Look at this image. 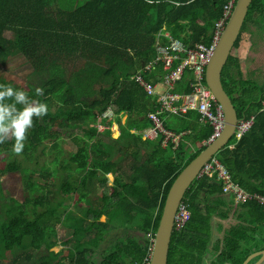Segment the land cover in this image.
<instances>
[{"label":"trees","instance_id":"trees-1","mask_svg":"<svg viewBox=\"0 0 264 264\" xmlns=\"http://www.w3.org/2000/svg\"><path fill=\"white\" fill-rule=\"evenodd\" d=\"M225 3L226 0H0V67L22 57L32 75L44 77L38 87L22 90L48 106L46 115L32 118L33 126L26 133L21 153L14 152L11 137L0 143V163L6 162L0 174L23 171L28 193L23 202L7 198L0 217V257L7 252L32 250L41 253L37 264H96L95 252L116 233L120 235L116 243L97 264L144 263L151 244L148 235L154 237L156 233L172 183L206 147L200 145L187 154L181 139L201 144L211 129L199 124L196 113L189 112L176 117L182 129L163 120L166 130L180 135L177 145L169 141L163 146L162 136L143 139L142 133L151 126L147 115L155 110V101L131 77L143 63L154 59L155 38L163 28L186 47L208 46L214 22L220 18ZM252 11L264 16V0H253L247 16ZM244 25L233 49L238 46ZM79 61L82 65L76 70L80 80L70 77L66 69L60 73V65ZM234 64L238 67L237 78L231 72ZM153 70L156 73L146 75V79L158 82L161 67ZM189 80L187 72L174 92L190 93ZM221 83L237 118L253 116L254 120L234 147L226 146L216 159L243 190L264 196V89L242 78L232 55L222 69ZM36 89L42 93L37 95ZM16 107L20 109L22 105ZM107 109L114 118L99 120ZM97 123L107 129L99 132ZM112 124L119 131L115 139ZM76 130L81 133L79 137ZM66 134L76 145V151L67 158L58 143ZM47 156L52 160L40 165L39 160ZM37 173L43 185L35 181ZM97 186L101 187L99 203L92 206L87 198ZM53 187L59 193L73 192L77 196L74 204L82 205L80 214L68 211V216L59 215L64 201L53 202ZM183 202L190 212L185 228L194 231L208 232L213 218L226 219L237 211L215 178L194 181ZM238 211L249 215L253 224L264 218V207L255 203L241 205ZM101 217L106 222H101ZM175 233L167 262L172 255L181 253V239L173 246L180 235ZM58 245L62 248L54 252ZM64 248L71 249L73 255L68 256ZM26 258L30 260V256Z\"/></svg>","mask_w":264,"mask_h":264},{"label":"built area","instance_id":"built-area-1","mask_svg":"<svg viewBox=\"0 0 264 264\" xmlns=\"http://www.w3.org/2000/svg\"><path fill=\"white\" fill-rule=\"evenodd\" d=\"M235 4L236 0H226L220 18L214 22L208 46L196 44L193 47H186L182 41L174 38L166 29L163 28L158 32L153 46L154 59L148 63H143L140 69L131 77V80L141 88L147 97L155 100V110L147 115L151 126L142 133L143 139L153 140L158 136H162L164 139L163 146L169 141L177 145L180 135H175L164 128L162 116H183L189 112L197 113L199 122L211 129L210 136L202 145H210L222 134L225 127L224 113L204 82L205 70L232 15ZM156 66L161 67V73L160 76L157 75L158 82H151L146 79V75L155 71L153 69ZM187 72L190 74L188 87L191 92L188 94L174 92L176 84L181 81L183 75ZM159 87L162 88V91H159ZM113 118V112L107 109L99 120H112ZM253 120V116L238 119L231 137L233 142L231 143L230 139L226 144L229 149H232L234 143L250 130ZM96 128L99 132L107 129L98 123ZM201 178H215L219 181L222 194L229 196L235 206L255 203L264 207V196L243 190L232 180L230 173L216 159V156L203 165L198 173L197 180ZM189 219L190 212L187 204L182 200L173 219V231L185 227ZM148 237L151 244L143 264H149L154 247L155 235L153 237L149 234Z\"/></svg>","mask_w":264,"mask_h":264},{"label":"rangeland","instance_id":"rangeland-1","mask_svg":"<svg viewBox=\"0 0 264 264\" xmlns=\"http://www.w3.org/2000/svg\"><path fill=\"white\" fill-rule=\"evenodd\" d=\"M52 4H54V1H52ZM253 27H250L245 33L241 35L239 47L233 51V54H237L240 57V61L246 62V65L251 66V72H253L256 69H259L257 73L254 75V79H256L257 83L262 84L264 83V72L260 74V70H264V44L257 45V39H259L262 35H264V28L263 30H259V28L256 27V25H252ZM262 26L264 27V22L262 23ZM259 34H261L259 36ZM252 36V37H251ZM251 39V42L254 44V50L255 54L251 57L246 55L247 49L249 47V40ZM255 41V42H254ZM235 52V53H234ZM247 56V60H245V57ZM59 66L60 73H65V69L67 70V73L70 74V77L76 78L78 75V70H76L77 67H80L82 65V61H79L76 63H65ZM0 78H2L3 83L6 85H11L14 88L28 90L29 86L31 87H38L40 84V81L44 80V77H39L37 75H32V69L30 65L22 58V57H15L14 59L8 61L4 66L0 67ZM76 80H80V75L77 77ZM262 90V89H260ZM159 91H162V88L159 87ZM162 120L166 124L171 125H178L180 129H182L181 121L179 118H176L175 116H166L163 117ZM112 131V138L115 139L118 136V130L116 131L115 127L111 128ZM78 137L81 135L80 131L76 130L74 132ZM117 133V134H116ZM230 142H233V139L230 140ZM60 145V148L64 154V157L67 158L70 154L76 151V145L74 144L73 140L69 138L66 135L62 136V139L58 142ZM199 147V144H184L183 150L187 154H191ZM6 156V154H5ZM1 157H4L2 155ZM18 159L21 161V158L18 157ZM48 160L51 161L52 157L47 156V158H43L39 160V164L42 165L43 163L48 164ZM6 162L1 161L0 167H5ZM32 168H34L32 166ZM35 169L38 170V167ZM41 172V171H40ZM35 181L38 182L39 185H43L44 180L39 178V173L36 174L34 177ZM109 183L112 182V175L108 176ZM48 181H51L55 185V181L53 179H50ZM58 181H56L57 183ZM0 217L4 215L5 210V204L7 203V198H13L19 202H23L25 197H28L27 190L24 186V180H23V171L18 172H9L0 174ZM56 187H53L51 189L52 192V198L53 202L56 200H63L64 203L61 205V208L59 210V215L62 216V214H66L68 211L73 212L74 214H80V208L79 206H76L74 204L75 200L77 199V196L70 192V190H64L63 192L56 191ZM101 194V187L97 186L96 189L92 194L88 196L87 202L91 204L92 206H95L96 203H99V198ZM36 195H38L36 193ZM52 202V203H53ZM69 214L67 213V216ZM63 217V216H62ZM101 222H106L105 217L100 218ZM119 234L113 233L104 243H102L98 249V251L94 254V261L97 264L103 255L107 254L111 246L116 243V238L119 237ZM62 248V246L58 245L57 247L53 248L54 252L59 251ZM65 253L68 256L73 255V251L69 248H64ZM30 256V260H27L26 256ZM41 256V253L34 252L32 250L28 251H21L17 250L13 253H5L0 257V264H14L15 262L17 264H37L39 262V257ZM15 259V262H14Z\"/></svg>","mask_w":264,"mask_h":264},{"label":"flooded vegetation","instance_id":"flooded-vegetation-1","mask_svg":"<svg viewBox=\"0 0 264 264\" xmlns=\"http://www.w3.org/2000/svg\"><path fill=\"white\" fill-rule=\"evenodd\" d=\"M244 22L245 25L243 23L244 29L241 35L250 27H253L252 25H256L259 28L258 31L264 28L262 26L264 16L260 17L254 11L249 16L246 15ZM261 43L264 44V35L257 39V45H262ZM237 48H232L230 55L237 60L242 78L255 84L258 88L264 89V83L259 84L254 79L255 73L259 69L251 72V66L246 65V62L242 63L240 57L233 54V51ZM254 54V44L250 39L246 55L252 58ZM247 56L245 60H247ZM237 69L238 67L236 68L235 64L231 69L235 78H237ZM263 72L264 70L261 69L260 74ZM234 208L237 211L226 219L213 218L211 221L212 227L208 232L204 230L194 231L185 227L175 231V234L180 235L174 241L173 246L176 247V241L181 239L179 245L181 253L179 256L172 255L167 264H264V218L261 222L253 224L249 215H241V212L238 211L240 205H234ZM258 218V220L261 219ZM253 255L256 256L253 257Z\"/></svg>","mask_w":264,"mask_h":264},{"label":"water","instance_id":"water-1","mask_svg":"<svg viewBox=\"0 0 264 264\" xmlns=\"http://www.w3.org/2000/svg\"><path fill=\"white\" fill-rule=\"evenodd\" d=\"M252 1L236 0L232 15L205 70V84L224 113V130L214 142L206 146L204 150L188 163L172 183L167 193L155 233L154 247L149 264H167L169 245L173 233V219L177 207L182 202L188 188L198 179V173L203 165L226 147L227 142L234 133L238 118L233 103L223 90L221 72L240 34Z\"/></svg>","mask_w":264,"mask_h":264},{"label":"clouds","instance_id":"clouds-1","mask_svg":"<svg viewBox=\"0 0 264 264\" xmlns=\"http://www.w3.org/2000/svg\"><path fill=\"white\" fill-rule=\"evenodd\" d=\"M36 93L39 95L42 90L36 89ZM9 100L13 102L9 103ZM16 104L22 107L17 109ZM47 111V104L31 99L22 89L0 84V143H4L11 137L14 139V152L21 153L26 133L33 126L32 118L42 117L47 114Z\"/></svg>","mask_w":264,"mask_h":264},{"label":"crops","instance_id":"crops-1","mask_svg":"<svg viewBox=\"0 0 264 264\" xmlns=\"http://www.w3.org/2000/svg\"><path fill=\"white\" fill-rule=\"evenodd\" d=\"M152 100H154V99H152ZM154 101H155V100H154ZM194 113H195V112H194ZM196 114H197V113H196ZM175 117H183V116H175ZM124 120H125V117L122 118V123H124ZM198 121H199V120H198ZM199 124L203 125V124L200 123V122H199ZM114 127H115V129H116V131H117V130H118V127H117L115 124L113 125L112 128H114ZM188 133H189V131L187 132V134H188ZM184 134H185V133H182V135H184ZM118 136H119V132H118ZM118 136H117V137H118ZM117 137H116V138H117ZM179 140H180V139H179ZM181 140H182V142H183V145H184V144H189V143H190V144H192V145L195 146V144H199V143H197V142H196V143L192 142V139H181ZM178 142H179V141H178ZM202 143H203V142H202ZM202 143L199 144V147H200V145H202ZM177 144H178V143H177ZM199 147H198V148H199ZM198 148H197V149H198Z\"/></svg>","mask_w":264,"mask_h":264},{"label":"bare ground","instance_id":"bare-ground-1","mask_svg":"<svg viewBox=\"0 0 264 264\" xmlns=\"http://www.w3.org/2000/svg\"><path fill=\"white\" fill-rule=\"evenodd\" d=\"M117 134V133H116Z\"/></svg>","mask_w":264,"mask_h":264}]
</instances>
